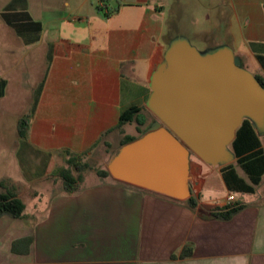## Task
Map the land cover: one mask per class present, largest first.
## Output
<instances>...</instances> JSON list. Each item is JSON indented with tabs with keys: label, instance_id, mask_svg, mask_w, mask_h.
Returning <instances> with one entry per match:
<instances>
[{
	"label": "crops",
	"instance_id": "crops-1",
	"mask_svg": "<svg viewBox=\"0 0 264 264\" xmlns=\"http://www.w3.org/2000/svg\"><path fill=\"white\" fill-rule=\"evenodd\" d=\"M93 2L0 0V41L8 42L0 46V182L25 205L22 219H0V264H264V177L252 194L230 192L222 167L233 164L245 178L235 156L215 166L193 156L195 208L95 174L123 137H138L135 122L116 128L122 111L141 109L143 131L153 121L149 79L172 37L159 0ZM227 7L219 44L264 78L257 58L264 57V0H227ZM3 13L16 15L11 25ZM7 105L16 111L13 132L1 123ZM24 115L29 124L19 138ZM67 152L86 153L82 161L94 172L74 193L57 176ZM229 195L245 207L229 220L209 217ZM185 247L191 256L181 258Z\"/></svg>",
	"mask_w": 264,
	"mask_h": 264
},
{
	"label": "water",
	"instance_id": "water-1",
	"mask_svg": "<svg viewBox=\"0 0 264 264\" xmlns=\"http://www.w3.org/2000/svg\"><path fill=\"white\" fill-rule=\"evenodd\" d=\"M149 88L146 108L155 119L108 162L115 181L184 201L191 154L208 165L229 163L244 119L264 135V89L228 46L200 53L171 40Z\"/></svg>",
	"mask_w": 264,
	"mask_h": 264
},
{
	"label": "trees",
	"instance_id": "trees-1",
	"mask_svg": "<svg viewBox=\"0 0 264 264\" xmlns=\"http://www.w3.org/2000/svg\"><path fill=\"white\" fill-rule=\"evenodd\" d=\"M16 15H10L9 13H3V20L11 25L12 19ZM39 29V28H38ZM259 62L264 68V57H257ZM255 79L258 81L260 86L264 89V78L254 75ZM141 109L138 107H130L122 111L119 115L118 123L116 125L117 129H120L125 124H130L135 122L137 125L138 137L143 134L142 127L146 123V119L142 116H138ZM29 115L22 116L18 121V136L19 138L26 137V131L29 124ZM155 117L153 116V120ZM138 137L125 136L122 139L121 146L132 142ZM230 149L235 156V164L242 170L245 178L240 177L233 164H228L222 167V176L227 186V189L232 193L239 194H252L255 191V187L258 186L264 177V151L261 147V143L256 131L253 129L249 120L244 119L241 125L235 132V138L230 144ZM69 158L66 161V167L61 168L57 171L58 178L62 181L63 188L67 193H74L78 190L79 183L82 181V177L78 174L76 177L73 176L72 170L77 173H82L89 169L88 165L82 161V158L86 153L81 154H70L66 153ZM95 174L99 178L110 177L106 169H94ZM115 181V180H114ZM123 186L131 187L133 186L115 181ZM135 188V187H134ZM0 219L2 217H10L13 219H22L24 217L25 205L18 197L17 192L13 188L6 186V182H0ZM144 192L151 193L152 195L162 197L171 201L177 200L152 193L146 190ZM189 207L195 208L196 203L192 197H189L184 201ZM245 205L237 200L226 204L224 206L214 207L210 213L209 217L229 220L239 211H241ZM30 242V240H26ZM191 256V250L187 247L183 249L180 254L181 258H187Z\"/></svg>",
	"mask_w": 264,
	"mask_h": 264
},
{
	"label": "rangeland",
	"instance_id": "rangeland-1",
	"mask_svg": "<svg viewBox=\"0 0 264 264\" xmlns=\"http://www.w3.org/2000/svg\"><path fill=\"white\" fill-rule=\"evenodd\" d=\"M164 4L165 16L164 26L168 34L177 43L186 42L190 47L196 49L198 52L208 53L224 47L220 45V32H219V20L221 18H227L229 10L227 7V0H159ZM110 6H116L120 0H109ZM93 8L95 7L92 0ZM2 34L5 32L1 30ZM0 46H8V42L2 43ZM242 64V63H241ZM243 65V64H242ZM245 72L253 75V72L244 67ZM34 73H32L33 77ZM31 77V78H32ZM15 107L7 105L5 115L3 114L1 123L4 127L14 131L15 121ZM151 120V118H149ZM134 125L126 126L127 132L134 131ZM10 132L8 135L10 136ZM9 136H7L9 138ZM261 139V143L264 145V135H258ZM229 150L230 147L228 146ZM5 154V153H4ZM193 158L191 154L190 160ZM92 168L96 165L90 163ZM104 168V167H98ZM73 176L81 175L82 179H87L85 182H89V179H93V170H86L82 173H77L72 170ZM238 196L237 194H235Z\"/></svg>",
	"mask_w": 264,
	"mask_h": 264
},
{
	"label": "built area",
	"instance_id": "built-area-1",
	"mask_svg": "<svg viewBox=\"0 0 264 264\" xmlns=\"http://www.w3.org/2000/svg\"><path fill=\"white\" fill-rule=\"evenodd\" d=\"M234 200H235V199H234V197H233L232 195H229V196H227V198H226V202H227V204L233 202Z\"/></svg>",
	"mask_w": 264,
	"mask_h": 264
}]
</instances>
